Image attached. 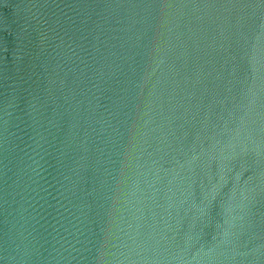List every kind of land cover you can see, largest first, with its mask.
<instances>
[{
    "label": "water",
    "instance_id": "water-1",
    "mask_svg": "<svg viewBox=\"0 0 264 264\" xmlns=\"http://www.w3.org/2000/svg\"><path fill=\"white\" fill-rule=\"evenodd\" d=\"M0 264H264V0H0Z\"/></svg>",
    "mask_w": 264,
    "mask_h": 264
}]
</instances>
